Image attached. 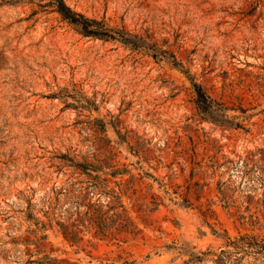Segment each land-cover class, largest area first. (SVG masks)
Segmentation results:
<instances>
[{"label":"rangeland","instance_id":"374dc122","mask_svg":"<svg viewBox=\"0 0 264 264\" xmlns=\"http://www.w3.org/2000/svg\"><path fill=\"white\" fill-rule=\"evenodd\" d=\"M51 1L0 0V264H213L224 231L264 237V0H64L149 50L83 36ZM78 180L134 227L83 226Z\"/></svg>","mask_w":264,"mask_h":264},{"label":"trees","instance_id":"16d2710c","mask_svg":"<svg viewBox=\"0 0 264 264\" xmlns=\"http://www.w3.org/2000/svg\"><path fill=\"white\" fill-rule=\"evenodd\" d=\"M50 5L55 7L56 12L64 21L77 27L79 32L85 37L101 40H118L137 50L151 49V46L147 44V41L142 38L133 36L125 30L109 28L104 21L90 19L85 15L74 11L64 0H52ZM160 52L165 53V51ZM174 63L179 66L176 61ZM194 88L197 94L199 113L206 119L217 121L216 114L218 112L214 110L215 102L203 92L200 86L194 84ZM90 167L92 166L88 164L78 165L79 170L83 172L82 174H85ZM76 185L77 187H75ZM62 193H58L57 196ZM105 194L108 195V199L110 200L106 205L100 199ZM114 194L115 192L106 193L103 191L95 181L78 180L77 183H72L70 189H67L65 196L68 201L66 204L69 203L70 205L69 209H75L73 213L82 217L83 226L86 225V227L98 228L105 233H110L109 231L117 226L116 229L118 233L121 234L130 231L131 227H134V224L133 222H130L129 219H125L124 213L119 212L120 209L124 212H127V210L121 201V197ZM96 195L100 197L95 199L94 197H96ZM105 206L115 211L113 216L116 220L112 225L105 224V221H98L99 215ZM61 214L62 212L60 213L61 221L65 222L66 218H63ZM62 222L58 223L67 239L71 242L77 241L81 233L79 227L76 224H72L71 227L65 226ZM213 233L214 235H219L216 230H213ZM219 238L225 240V245L219 252L213 253V264H264V237L254 234H240L232 237L227 231H224V234ZM209 253L210 252H206L203 253V255L205 256ZM201 260L202 257L196 254H191L189 263L197 264L201 262Z\"/></svg>","mask_w":264,"mask_h":264}]
</instances>
